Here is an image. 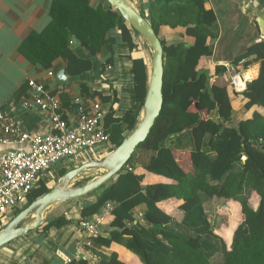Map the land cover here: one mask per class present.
Instances as JSON below:
<instances>
[{"label":"trees","instance_id":"obj_1","mask_svg":"<svg viewBox=\"0 0 264 264\" xmlns=\"http://www.w3.org/2000/svg\"><path fill=\"white\" fill-rule=\"evenodd\" d=\"M90 3L54 0L51 23L45 30L33 32L21 50L46 68L63 56L68 61L65 72L77 77L92 69L98 54L114 51L117 38L110 33L122 30L123 39L134 52L136 104L122 118L109 112L103 119L116 148L127 136L126 131L135 128L142 112L149 65L133 40L131 32L136 31L121 13L110 5L95 7ZM145 17L158 35L163 25L182 28L194 42L176 44L160 38L165 62L161 114L126 166L81 211L80 222L95 219L111 203V219L104 222L103 216L100 224L108 223V235H86V243L92 242L93 256L72 259L68 264H129L116 250L109 255L103 252V248L114 245L138 256L142 264H264V113L259 110L264 109V41L252 44L235 59L238 65L254 56L252 61L260 63V73L240 92L231 85L230 95L228 82L211 80L224 75L226 66L216 65L212 74L199 68L201 60L212 55L209 40L215 37L212 29L216 17L209 14L205 0H152L149 17ZM73 36L80 40L82 54L77 51L80 46L71 47ZM236 99L245 100L246 112L239 121L233 119L239 107V102L238 107L233 103ZM139 150L143 151L138 158ZM139 159L142 162L136 164ZM149 175L172 182L146 183ZM50 190L39 181L16 215ZM171 199L179 203L172 214L160 206ZM209 199L220 201L213 205L222 217L219 227L205 207ZM140 205L144 206L148 226L139 222L129 226L139 221L133 212ZM69 223L62 214L48 218L43 228H61Z\"/></svg>","mask_w":264,"mask_h":264},{"label":"crops","instance_id":"obj_2","mask_svg":"<svg viewBox=\"0 0 264 264\" xmlns=\"http://www.w3.org/2000/svg\"><path fill=\"white\" fill-rule=\"evenodd\" d=\"M90 1V4L95 7L100 5L109 6L106 0ZM129 1L139 11L142 10L145 16L149 17L152 0ZM53 2L54 0H0V111L9 114L12 121L23 125L31 136L44 134L52 130L49 114L42 112L34 104L35 93L30 85L31 80L43 85L44 97L56 98L59 101L60 107L57 112L70 124L77 121V112L81 104L90 107L93 103L99 102L107 113L111 112L116 118H122L136 104L131 59L134 52H132L128 42L123 39L121 29L113 30L110 33L117 38L114 51L98 54L97 57L93 58L92 69L80 76L71 77L66 73L68 76L66 84L60 83L56 77L59 70H66L68 62L66 58L59 56L53 61L50 68H46L39 62L34 63L22 52V43L33 32H41L51 23ZM205 6L209 10V14L216 17L212 29L215 37L209 40L213 50L212 55L201 60L199 68L202 70L205 68L212 74L211 72L216 65L226 66L228 71L224 75H215L211 80L212 83L217 84L228 82V91L230 90L229 93L232 95V86L240 92L246 88L249 81L259 76L260 63L252 61L254 56L244 59L238 65H235L234 61L252 44L264 41V0H205ZM182 30V28L163 25L160 27L159 36L168 43L192 44L193 39L185 36ZM131 34L134 42L142 51V55L147 59L148 53L145 47L146 44L149 45L147 40L138 32L132 31ZM77 51L82 54V47L80 46ZM249 61H252V63L245 67V63ZM110 66L111 68H109ZM50 71H53L55 76L50 75ZM238 79H241L243 87L237 85ZM89 95L92 96L89 97ZM239 100L236 99L233 102L235 107H238L239 102V107L234 112V115L237 114L239 119L235 121L241 120L246 112L243 106L245 100ZM259 110L264 113L263 108H259ZM104 124L103 120L102 125L104 126ZM6 135L4 126L0 125V158L6 151L11 149L32 150L30 140L5 143ZM110 142L109 140L100 144H105L104 153L95 149L94 152H85L69 157L72 160V165H53L41 174L38 182L43 181L50 189L54 188L71 169L88 161L105 158L113 150L111 146L107 145ZM100 145L96 148H99ZM99 155L101 158H99ZM141 162V159L136 160V164ZM185 163L189 164L188 162ZM93 170L95 169L83 174H86V177L90 176V171ZM99 170L101 169H96L98 172ZM139 171L143 172L144 170L139 169ZM104 172L101 170L98 176L104 174ZM98 176L96 175L94 178ZM76 180L77 177L70 183V186L74 185ZM155 182L171 183L172 180L152 175H149L146 179V183ZM102 187L83 197L61 202L46 209V212H43V217H46L44 224L47 223L48 218L53 219L62 214H66V218L70 220V223L61 228L53 227L51 229H44V224H42L38 229L32 230L13 243L1 247L0 264H68L72 259L93 256L94 253L90 249L92 245H87V249L84 248L86 234L81 229L79 222L82 219L81 211L83 207L97 199L103 191ZM218 203H220L219 200L210 199L205 202L209 218L212 216L217 227L222 224V217L218 215L219 217L215 218L217 214L210 213V210L214 204ZM178 205L177 199L160 203V206L171 214L178 208ZM18 206H23V204ZM17 207L12 208L2 216L0 215V230L12 219L10 214L21 209ZM216 207H213V209H216ZM110 211L111 209H104L101 212L100 215L105 218L104 222L111 219ZM143 212V205L134 210L133 214L139 217V221H134L133 225L139 222L143 226H148L143 218ZM32 217L36 218L34 215ZM107 224H102L100 227V232L102 231L101 233L105 236L108 235L109 231ZM102 250L108 255L116 250L120 253L123 261L129 264H142L138 256L121 246L114 245L112 248H103ZM126 253H130L132 256L130 257ZM215 256L213 259L218 261V255L216 258Z\"/></svg>","mask_w":264,"mask_h":264},{"label":"built area","instance_id":"obj_3","mask_svg":"<svg viewBox=\"0 0 264 264\" xmlns=\"http://www.w3.org/2000/svg\"><path fill=\"white\" fill-rule=\"evenodd\" d=\"M49 74L55 76L53 71ZM30 85L35 93L34 104L49 114L52 130L31 136L23 125L12 121L9 114L0 111V125L4 126L7 134L5 143L32 142L31 151L11 149L0 158V215L20 204H27L44 171L67 157L94 152L98 145L110 140V134L102 125L107 111L101 103L95 102L90 107L81 104L77 121L70 124L57 112L59 101L43 96L42 84L31 80ZM105 209H112V204L107 203ZM102 219L103 216L98 215L95 219L82 220L79 225L86 235H99ZM87 245L91 246L92 242L88 240Z\"/></svg>","mask_w":264,"mask_h":264},{"label":"water","instance_id":"obj_4","mask_svg":"<svg viewBox=\"0 0 264 264\" xmlns=\"http://www.w3.org/2000/svg\"><path fill=\"white\" fill-rule=\"evenodd\" d=\"M113 9L119 11L128 24L147 40L152 47V59L149 70L148 91L144 101L143 109L135 128L125 137L123 142L109 153L102 160L88 161L74 169L68 171L61 182L49 192L37 198L29 206L23 209L18 215L0 230V248L10 243L12 240L28 234L32 230L38 229L44 224L46 217H42V212L51 206L80 198L99 188L126 166L136 148L146 140L155 124L156 119L161 114L164 105V47L159 35L156 33L150 21L129 1V0H106ZM80 41L73 36L71 47L77 48ZM57 80L66 84L68 76L64 69L56 74ZM246 159V156H244ZM104 169V174L91 179L80 185L70 186V183L79 175L92 170ZM33 212L37 214L31 224L21 225L22 222ZM132 226V223H128Z\"/></svg>","mask_w":264,"mask_h":264},{"label":"rangeland","instance_id":"obj_5","mask_svg":"<svg viewBox=\"0 0 264 264\" xmlns=\"http://www.w3.org/2000/svg\"><path fill=\"white\" fill-rule=\"evenodd\" d=\"M149 44V43H148ZM145 47H146V51H147V53H148V58H147V62H150V60L152 59V47L150 46V45H145ZM234 121L235 120H238L239 119V116L237 115V114H235L234 115ZM131 133V131H129V130H127L126 131V135L128 136L129 134ZM107 145H109V146H111L112 148H113V150L115 149V146L112 144V142H110L109 144H107ZM104 146H105V144H103V145H100L99 146V148H96V151H98V150H101L103 153L105 152V151H103L104 150ZM112 150V151H113ZM143 150H139V152H138V158H139V156H140V152H142ZM99 158H101L100 157V155H99ZM137 158V159H138ZM72 159H74V158H72ZM103 158H101V160H102ZM142 160V159H141ZM57 164H60V165H62V164H65V165H72V160L69 158V157H67V158H65V159H62L61 161H59ZM56 164V165H57ZM91 173H93L92 175H91V173H90V176H87L86 177V174H81V175H79L78 177H77V180H76V182L74 183V185H71V186H75V185H80L81 183H83L85 180H87V179H89V178H94V177H96V175L98 176L99 175V173L101 172V170H99V172L98 171H96V169L95 170H93V171H90ZM88 173V172H87ZM81 176H84V177H81ZM17 208H21L20 206H18ZM22 209V208H21ZM20 209V210H21ZM19 210V211H20ZM216 210H217V208L216 209H213V208H211V212L212 213H216L217 214V212H216ZM17 212H18V210H16V211H14V212H12L11 214H10V218H14L15 216H16V214H17ZM46 212V211H45ZM2 216V215H1ZM217 217H219L218 216V214H217ZM35 219L30 215L29 217H27L23 222H22V224L21 225H26V224H30V223H32L33 221H34ZM10 222V221H9ZM4 228V227H3ZM23 236H25V235H23ZM22 236V237H23ZM19 238H21V237H19ZM18 239V238H17ZM16 239H14V240H12L10 243H13L14 241H15ZM10 243H8V244H10ZM8 244H6V245H8Z\"/></svg>","mask_w":264,"mask_h":264},{"label":"bare ground","instance_id":"obj_6","mask_svg":"<svg viewBox=\"0 0 264 264\" xmlns=\"http://www.w3.org/2000/svg\"><path fill=\"white\" fill-rule=\"evenodd\" d=\"M148 61V60H147ZM150 64H151V60H150V62H148V65H149V70H150ZM237 85L239 86V87H243L242 85H241V79H238L237 80ZM106 157V156H105ZM102 171H104V169H101ZM32 215H34L35 217L37 216V214L35 213V212H33L32 214H31V216ZM44 216V213L42 212V217Z\"/></svg>","mask_w":264,"mask_h":264}]
</instances>
